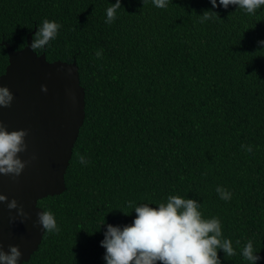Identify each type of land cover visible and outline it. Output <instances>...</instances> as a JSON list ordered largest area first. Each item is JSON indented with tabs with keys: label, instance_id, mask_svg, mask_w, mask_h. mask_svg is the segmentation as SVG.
Returning <instances> with one entry per match:
<instances>
[{
	"label": "trees",
	"instance_id": "trees-1",
	"mask_svg": "<svg viewBox=\"0 0 264 264\" xmlns=\"http://www.w3.org/2000/svg\"><path fill=\"white\" fill-rule=\"evenodd\" d=\"M115 2L0 0V77L10 60L2 43L24 49L47 19L61 28L35 52L51 63L76 61L86 93L67 189L38 203L60 231L45 232L24 264H106V225L130 224L129 202L155 207L170 195L219 218L236 252L221 250L222 264H247L240 253L249 240L264 264V8L121 0L107 24ZM209 9L218 16L201 23ZM217 186L232 193L229 201Z\"/></svg>",
	"mask_w": 264,
	"mask_h": 264
},
{
	"label": "water",
	"instance_id": "water-1",
	"mask_svg": "<svg viewBox=\"0 0 264 264\" xmlns=\"http://www.w3.org/2000/svg\"><path fill=\"white\" fill-rule=\"evenodd\" d=\"M27 46L19 51L3 42L9 54V66L0 77L14 95L10 107L0 106V123L9 132L25 130L27 151L20 158L27 161L19 177L0 174V195L16 199L26 216L16 215L0 202V245L19 246L22 264L29 262L42 244L45 231L36 225L42 211L39 201L60 196L66 191L65 176L73 157L86 117V93L81 85L77 62H49ZM48 91H42V86ZM15 216V221H10Z\"/></svg>",
	"mask_w": 264,
	"mask_h": 264
},
{
	"label": "clouds",
	"instance_id": "clouds-1",
	"mask_svg": "<svg viewBox=\"0 0 264 264\" xmlns=\"http://www.w3.org/2000/svg\"><path fill=\"white\" fill-rule=\"evenodd\" d=\"M151 3L159 9H166L169 0H143L144 6ZM212 8L223 7L227 10L236 6L247 14H255L258 9L264 8V0H210ZM121 0L106 9L105 23L112 24L121 9ZM217 12L205 10L201 23L217 17ZM61 25L55 21L45 19L35 33L31 48L33 51L51 46L50 42L58 36ZM264 48V40L258 41ZM99 55V53H97ZM47 92V86H42ZM14 95L6 86H0V106L10 107ZM25 130L11 131L0 123V174L4 176L19 177L27 161L20 158V153L27 151ZM252 151L251 147L247 148ZM81 164H86L84 156L80 157ZM216 192L220 199L229 201L232 193L221 186ZM0 202H4L11 212L26 216L22 206L16 199L8 200L0 195ZM135 219L124 226L106 225L104 239L100 242L105 251L106 264H222L218 253L222 250L225 257L236 254L230 239L224 238L222 224L219 218L205 219L201 212V204L195 199L182 198L170 195L166 203H159L155 207L150 204L134 205ZM10 216V221H15ZM36 225L47 233L59 232L55 215L51 211L42 210L37 214ZM239 245V241L236 242ZM247 264H258L261 257L251 240L243 246L241 253ZM22 255L19 246H9L7 251L0 245V264H22Z\"/></svg>",
	"mask_w": 264,
	"mask_h": 264
}]
</instances>
